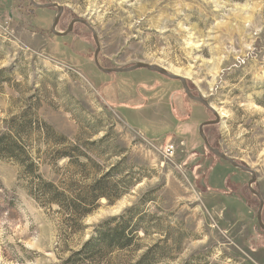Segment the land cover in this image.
<instances>
[{
	"label": "rangeland",
	"instance_id": "1",
	"mask_svg": "<svg viewBox=\"0 0 264 264\" xmlns=\"http://www.w3.org/2000/svg\"><path fill=\"white\" fill-rule=\"evenodd\" d=\"M33 1L63 6L55 31L65 32L73 19L88 22L102 68L148 63L184 77L220 117L203 129L208 144L256 174L251 188L264 203V0ZM55 15L29 0H0V132L11 126L29 136L30 150L47 162L61 148L95 152L103 172L125 159L106 189L123 176L132 185L111 204L100 200L86 226L144 196L150 211L169 213L184 234L168 264L191 257L192 264H264L251 175L214 157L197 131L214 115L189 100L179 81L145 70L101 73L91 31L77 23L55 36ZM40 130L49 146L37 142ZM167 144L175 147L170 157ZM21 173L0 159V264H61L89 230L67 240L59 216L28 195ZM40 173L68 180L47 165ZM79 177V185H91Z\"/></svg>",
	"mask_w": 264,
	"mask_h": 264
},
{
	"label": "trees",
	"instance_id": "2",
	"mask_svg": "<svg viewBox=\"0 0 264 264\" xmlns=\"http://www.w3.org/2000/svg\"><path fill=\"white\" fill-rule=\"evenodd\" d=\"M28 128L30 126L27 125V131ZM13 131L8 126L0 132V159L5 158L20 166L28 195L41 208L54 210L60 218V227L67 240L84 237L89 230L88 239L80 243L77 249L68 250L69 254L61 264H168L178 258L184 234L180 232L178 224L172 225L168 220L169 213L165 214L160 207L155 208V212L147 208V202L152 201L148 197H140L135 205L123 210L118 216L107 217L90 227L85 225L84 220L96 211L100 200L111 204L132 185V180L127 182V177L123 176L113 181L112 189H106V184L115 180L114 174L120 172L125 159L103 172V166L92 158L95 152L61 148L54 149L47 162L30 150L29 136L22 137ZM38 132L40 137L37 142L49 146L52 141L46 138L42 130ZM62 140L67 139L62 137ZM81 158L85 162L82 163ZM61 159L66 162L59 168L57 163ZM46 165L57 176L67 175V182L45 180L40 169ZM77 176L83 182L91 181V185H79ZM191 258L184 264H192Z\"/></svg>",
	"mask_w": 264,
	"mask_h": 264
},
{
	"label": "water",
	"instance_id": "3",
	"mask_svg": "<svg viewBox=\"0 0 264 264\" xmlns=\"http://www.w3.org/2000/svg\"><path fill=\"white\" fill-rule=\"evenodd\" d=\"M29 2L37 9H46V8H54L56 9V17L52 23L51 26V31L55 36H67L68 34H70L72 32V28L75 24L79 23L81 25H83L85 28H88L91 33H92V38H93V42L94 45H96V50L94 52L93 55V60H94V64L96 66V68L101 72V73H105V74H118V73H129L135 70H145V71H149L152 73H156L160 76H164L166 78H168L171 81H179L181 84V87H183L184 93L187 96V98L191 101H195L199 104H201L206 110H209L212 115H214L215 119L214 120H208V122H204L202 124H200L198 126V130L199 131V135L202 139L203 144L206 146V148L208 149V151L216 158H218L219 160L222 161H226L227 163H229L233 168L235 169H240L248 174L251 175V179L248 181L247 183V189H249L250 193L253 196H256L258 199V203H259V207L256 213V218H257V223L259 228L264 232V223L263 220L261 218V212L263 210L264 207V203L263 200L260 196V194L252 187V185L254 184V182L256 181V174L251 171L250 169H248L246 166L242 165V164H238L235 160L231 159L230 157H228L225 153L223 154L220 150H218L217 148H213L211 145L208 144L207 138L205 136V133L203 131V129L205 127L208 126H215L218 125L220 123V117L219 115H217V113L215 112V110L213 109V107L209 104L208 101H205L202 97L200 96H195L193 94H191L189 87L187 86V81L184 77L180 76V75H175L172 73L167 72L164 68H160L158 66L152 65V64H144V63H134L130 66H126V67H118V68H102L99 64V61L97 60L98 54L100 52V45L98 44V38L96 36L95 31L90 27V25L88 24V22H85L82 19H73L72 22H70V24L68 25L67 29L65 32H58L55 31L57 24L59 23L60 19H61V14L63 13V6L59 5L58 3H46V4H42L39 5L36 2H34L33 0H29Z\"/></svg>",
	"mask_w": 264,
	"mask_h": 264
},
{
	"label": "built area",
	"instance_id": "4",
	"mask_svg": "<svg viewBox=\"0 0 264 264\" xmlns=\"http://www.w3.org/2000/svg\"><path fill=\"white\" fill-rule=\"evenodd\" d=\"M164 147V156L166 157L172 156V154L175 152V147L170 144H167Z\"/></svg>",
	"mask_w": 264,
	"mask_h": 264
},
{
	"label": "flooded vegetation",
	"instance_id": "5",
	"mask_svg": "<svg viewBox=\"0 0 264 264\" xmlns=\"http://www.w3.org/2000/svg\"><path fill=\"white\" fill-rule=\"evenodd\" d=\"M181 85V84H180ZM190 89V88H189ZM190 92H191V90H190ZM191 94H192V92H191Z\"/></svg>",
	"mask_w": 264,
	"mask_h": 264
}]
</instances>
